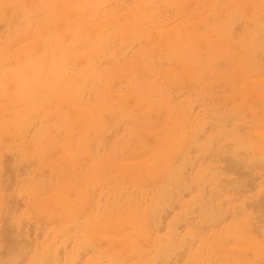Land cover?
I'll list each match as a JSON object with an SVG mask.
<instances>
[{"label": "rangeland", "instance_id": "obj_1", "mask_svg": "<svg viewBox=\"0 0 264 264\" xmlns=\"http://www.w3.org/2000/svg\"><path fill=\"white\" fill-rule=\"evenodd\" d=\"M0 264H264V0H0Z\"/></svg>", "mask_w": 264, "mask_h": 264}]
</instances>
